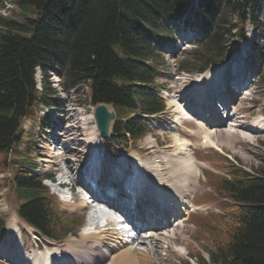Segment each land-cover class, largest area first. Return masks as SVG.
Returning <instances> with one entry per match:
<instances>
[{
  "label": "trees",
  "instance_id": "16d2710c",
  "mask_svg": "<svg viewBox=\"0 0 264 264\" xmlns=\"http://www.w3.org/2000/svg\"><path fill=\"white\" fill-rule=\"evenodd\" d=\"M9 1L24 18L0 15V164L11 171L3 180L10 188L7 197L17 201L20 217L56 240L72 232V221L33 170L35 162L23 152L24 122L35 120L42 105H53L54 94L47 89L49 69L56 67L65 87H88L94 104L115 106L117 147L127 145L128 137L138 145L148 131L141 115L167 112L156 90L158 51L161 39L171 36L169 28L176 19L187 12L200 18L202 39L181 63L189 71L227 60L232 54L230 40L246 39L243 25L264 24L260 18L264 0ZM255 59L264 84V48H256ZM37 68L43 73L41 90L35 79ZM216 161L222 163L218 168L223 174H214L210 186L218 211L195 219L200 231L213 237L212 246L207 248L208 257L200 253L196 260L264 264V169L250 173L222 155Z\"/></svg>",
  "mask_w": 264,
  "mask_h": 264
},
{
  "label": "rangeland",
  "instance_id": "374dc122",
  "mask_svg": "<svg viewBox=\"0 0 264 264\" xmlns=\"http://www.w3.org/2000/svg\"><path fill=\"white\" fill-rule=\"evenodd\" d=\"M0 15L6 18L14 17L22 20L24 18L21 9L9 0H0ZM188 15H185L184 19H182L181 21H176L170 25L169 32L172 37L170 35L163 37L161 39V44L159 45L158 51L160 54V64L156 89L161 92V94L167 101L170 111V116L168 118L169 120H172L171 123L174 125L176 130H171L170 127L168 128L165 126L167 121H169L167 120V118L165 119L162 117H147L146 121L152 128V133L146 135L144 140L140 143L139 148L128 145V147L126 146L127 150L120 149V156L118 158L124 159V153H127V156H129L130 158L141 156L140 158H142L143 162L146 163L161 159V156H163L164 154H169L172 158L174 157V159H177V157L184 156L180 155L178 152H175V150H178V148L180 147L178 143H181L182 140L186 142V144L188 143V150L190 152L189 155L191 154L190 157L192 159V162L194 161V164L199 166L201 169V172L198 175V177H200L198 185L196 184L197 178L194 179L193 183L191 177V182L194 185L199 186V189L197 193L194 194V197L191 196V198H189V201L193 203L194 198L192 210L194 209L198 213L206 214L207 216H209L208 213L210 211L216 210L215 207L217 206V200L215 198L212 199L213 190L209 187L210 179L214 175V173L212 172L215 171V164L222 165L221 163H217V161L215 160L217 156L223 155L225 157H228L236 165H239L251 172H256L260 169H264V84H261L257 80L256 69L258 66L254 58L256 47L264 48V24L254 26L250 22H247L245 25H243L242 30L244 29L243 31L245 32L247 39L239 46H237V55L235 53L232 56V58L235 59L234 61L244 56V58L242 57L240 61V72L243 75V73H245V70L248 69V71L252 73L253 80L250 87L243 94H239L237 98L235 97V95L237 94L233 93V98H231L233 100H229V98L231 97L230 93L227 95V97L224 96V101L223 99H217L214 102L221 109V111H218L215 108V110L220 112V117H225L228 114L227 112L230 111L228 115H234L240 120H244L246 122V125L248 126V129L243 128L240 125L239 127H237V123H235L233 120H228L221 125L215 124L214 126H211L212 124H208L210 128H212L213 142L209 144L207 143L206 146V144H204L201 140L202 133L206 134L204 132L208 130V128H206L207 124H203V118L197 119V116L194 115L190 121H185L184 119L179 117L180 115L178 113L183 110V113L185 112V115L189 117L188 113L191 109H187L188 105L190 104V99L186 103L185 97L180 99V94H184L185 92L190 94L196 88V92L202 94L200 95V97L202 96L206 100L207 98L211 99L209 98L211 92V90L209 89L210 87L208 86V83L204 84L207 78L203 82L199 83L200 73L193 70L189 71L183 69L181 66V63L188 58V55L186 54L184 49L195 47L197 38L199 37V35L201 36V33H199L197 28L195 27L196 20H198V18L195 17V15ZM260 18L264 19V15L260 16ZM184 28H191L192 31L185 30L186 32H184ZM184 33L187 35L185 40L183 39ZM236 40L237 39L230 40L231 48L236 43ZM230 66L225 67L223 66V64H220V68H216L218 69L216 70L217 72L215 71V82L217 87L220 86L222 80H225L223 76L224 74L228 73L227 71L229 69H231ZM213 75L214 73L211 74L210 77L212 78ZM42 77L43 75L40 72V69L37 70L36 82L37 86L40 89L44 85V81H41ZM47 89L49 92L55 93V95L51 97L55 106L52 108H46L42 112H40V117L37 120V123L34 124L35 126L27 122L25 128L30 134L33 132L34 137L32 141H29L32 142V148H28L27 143L26 145H23V152L29 154L30 159L35 162L34 166L32 167L33 170L38 173L50 172L53 173L56 177V170L60 175L62 173L60 168L63 167V160L60 163L54 165V167H52L54 169H52L48 168V166L46 165L47 162H43L42 158H46L45 155H43V153L47 152L46 147L51 145L50 142L52 143L53 139L57 137L56 135H59L58 133H60L61 129L60 127L59 130H52L47 128L52 126V128H56L57 124L64 125L63 120L60 119V111L69 109L72 114L78 115L79 120H83L82 123L78 125L77 130V132L84 137V140L81 141V144L83 145L85 139H89L84 135L93 131L94 126H96L94 123L95 119L93 117L95 105L89 95L83 93L84 91H78V93L65 92V90H63V88L61 87L60 77L54 71V69H51L49 73ZM217 89L218 88H216V91ZM216 95L221 97V92L217 93ZM57 109L59 110L57 111ZM193 114L195 113L193 112ZM210 114L212 113L209 112L208 117L210 116ZM56 116L57 121L53 123V120L56 118ZM203 117L204 119H206L205 116ZM164 120L167 121L163 122ZM81 125L82 128H80ZM83 129L85 130V132H83ZM181 129H183L186 134L180 131ZM189 132H192L194 135L189 136L187 134ZM95 141L96 140H94V142ZM25 142L27 141L24 140V143ZM153 144H155L156 146L153 148L150 147V145ZM58 145L59 144H56V146ZM86 149L87 148H83V153ZM123 150H125L126 152H123ZM105 157L107 158L106 164L108 165L111 160L110 158H108L109 155H106ZM9 160L13 161L14 155L10 156ZM13 168H16V166H14ZM76 172L77 171L75 170L72 176H76ZM157 172H155L154 174H156ZM9 174V172L1 168L0 164V222L2 219H6V230L2 239H0V249H16L21 253L22 238L25 248L27 249V251L23 254L27 257L29 256L28 258L30 259H34V257L37 255L35 243L39 244L42 241H47L44 238H39V240L36 239L33 229L29 228L28 225L19 217L17 202L7 197L9 193V187L3 180V178H5V176H9ZM45 184L52 192L55 191V189L49 186L47 182H45ZM76 189H78V186H76ZM77 197L79 198L80 196L77 195ZM60 202L63 211L69 214L68 216H70L72 220V228L74 229V234L68 236V238L64 242L59 243L60 245L55 244L53 247L60 246L62 248H68L69 240L76 241L77 238H83L81 237L82 232L80 230V227L87 221V208H85V204L83 205L84 202L81 201L67 202V204L78 205L79 208L77 207V205H75V210L74 212H72L73 210H66V205L61 200V198ZM77 208L78 211H76ZM196 216L198 215L190 214L188 216L187 222H185V220L183 219V217L185 216L179 219L178 222L181 223L180 227L177 226L176 228L173 227L172 229V231L179 230L180 234L177 235V239H174L175 235H173L174 233H171L172 236L170 234L169 237L170 242L162 244L159 247L158 253L150 243L154 240H147L146 245L143 243L142 245L137 246H139L140 248L144 247L143 249H146L147 246L151 245L150 248H147V251L148 255L154 260V264H186L188 260L190 261V264H197L195 257L199 255L200 252H202L204 255H207L206 251L207 248L212 246L213 237L207 232L200 231L198 226L192 223ZM183 220L185 223L183 222ZM27 231H29V234H27L28 237L26 236V234L23 236V232ZM164 233H167L168 235L170 231L166 230L159 233L158 235H164ZM31 240H33V242H31ZM0 262L2 264H11L10 262L3 261V259L1 258ZM208 264L213 263L209 261Z\"/></svg>",
  "mask_w": 264,
  "mask_h": 264
},
{
  "label": "bare ground",
  "instance_id": "6f19581e",
  "mask_svg": "<svg viewBox=\"0 0 264 264\" xmlns=\"http://www.w3.org/2000/svg\"><path fill=\"white\" fill-rule=\"evenodd\" d=\"M242 57L244 58V56H242ZM242 57H240L238 59V62H240ZM232 63L233 62H230L231 66H232ZM220 67H219V65L215 66V68L213 67L214 69L212 68L208 72V74L206 75L207 79L204 82V84L208 83V86L210 87L209 89L211 90V92H210L209 98H211V99L207 98V100H206L202 96H201L202 97L201 98L200 95H202V94L196 92L200 98V99H198V101L201 102V105L204 108L207 105V110H209V112L212 113V114H210V116L205 121H203V124L204 123L207 124L206 128H208V130L206 132H204L206 134L202 133L203 136L201 137V140L205 137L208 138V144L213 142L212 141V128H210V126L208 124H212L211 126H214L215 124L221 125L222 123H224L228 120L229 121L233 120L235 123H237V127H239V125H240L241 127L248 129V126L246 125V122L244 120H240L239 118H237L234 115H228L230 111L227 112L228 114L225 117H222V116L220 117L219 112L217 110H215L216 106H218V105H216V103H214L215 100L224 98L223 95H221V97L218 98L216 94L218 92H220V90H222L221 85L225 86V83H226V80H222L220 83V86L219 87L216 86V82H215V80H216L215 75L217 72L216 70H218ZM216 68H218V69H216ZM213 73H214V75L211 78L210 75ZM252 77H253V75H252ZM216 88H218L217 91H216ZM225 88L230 89L231 87L225 86ZM226 93H228V92H223V94H226ZM179 97H180V99L185 97V102H187L191 96H189V94L187 92H185L184 94H180ZM235 97L237 98L238 95H235ZM231 100H233V99H231ZM234 105H236V104H234ZM195 107H197V106H195ZM58 110L59 109H57V111ZM191 111H192V108L189 110V113ZM60 112H61L60 119L63 120L64 125L57 124L58 123L57 122L56 128H52L53 126L49 128L52 130L53 129L59 130V127H60L61 130H60V133H58L59 135H56L57 137H55L53 139L52 143L49 141L51 145L47 146L46 147L47 152L43 153V155H45L46 158H42L43 162L48 163V164L46 163L48 168L54 167V165L60 163L63 160V163H64L63 167L60 168V170L62 172L61 175L56 170L57 173L59 174V177H57L58 179L62 178L63 176L67 177V178L72 177L73 172L76 170V168L79 167L78 164L82 163L81 162L82 160L80 161V159H81L80 155L81 156L83 155L82 154L83 148L85 149V148H88L89 146L92 147L93 144L99 145L100 143H104V138H102L99 135L100 133H98L99 131H98L97 127L94 126L93 131L84 135L85 137L89 138L90 140L85 139V142H83V145H82L81 141L84 140V137L81 136L77 132L78 125L80 123H82L78 119V115L72 114L69 111V109H64V110H61ZM193 112L195 113V110ZM193 112H191V113H193ZM178 113L180 115L179 116L180 118L184 119L185 121H190V115H189V117H187L185 115V112L183 113V110L178 112ZM56 118H57V116H56ZM167 120H169V119H167ZM167 120H165V121H167ZM171 122H172V120L167 121L165 126L168 128L170 127L171 130L172 129L176 130V128L174 127V125ZM235 126H236V124H235ZM80 128H82V125L80 126ZM180 131H182L183 133L186 134V132L183 131V129H181ZM83 132H85L84 129H83ZM180 134H182V133H180ZM187 134L189 136L194 135L192 132H189ZM92 139H94L96 141L94 142V140H92ZM176 140H177V137H176ZM56 144H59L61 146V150H59L58 153L56 152L58 150ZM187 144L183 140L181 143H178V145L180 147L178 148V150H175V152H178L180 155H184V156L177 157V159H174V157L172 158L169 154H167V155L164 154L163 156H161V159L155 160V161L150 162V163L143 162L142 158H140L141 156H139V157L135 156L133 158L134 160L140 162L141 170L145 172L146 176L149 179L154 180L156 185L162 191H164V193L167 196H169V197L173 196V198L176 200V202L179 205L178 206L179 211H184V209L186 208V205L194 203V198H193V203L191 201H189V198H191V196L194 197L195 196L194 194L197 193V191L199 189V186H196L193 183H194V179L197 178L196 184L198 185V182H199L198 175L201 172V169L199 166L194 164L195 163L194 161L192 162V159L190 157L191 154L189 155L190 152L188 150ZM155 146H156L155 144L150 145V147H152V148ZM170 157H171V159H170ZM77 165H78V167H77ZM106 168L108 170L110 169V167H106ZM52 169H54V168H52ZM126 169L127 168H125V170ZM155 172H157L156 173L157 175L154 174ZM191 177H192L193 183L191 182ZM114 182H116L118 185H120V180L117 181V179H112L111 183H114ZM176 196H178V198H176ZM79 200L80 199H78L76 197L75 201H79ZM111 201L114 203L113 199ZM82 202H84L83 205L85 204L84 205L85 208H87V210H89L91 207L90 206L91 204H89L86 201H82ZM94 202L97 205H105V203L103 204V202H101V200H99V198H95ZM180 202H182V203H180ZM64 203L66 205V207H65L66 210H73L72 212H74L75 205H77V204H67V202H64ZM163 203H164V201H163ZM115 205L117 207H119L120 203L115 202ZM77 207H78V205H77ZM113 207L111 205L107 206V208H109V209H112ZM189 207H192V206H189ZM78 208L76 209V211H78ZM116 209H118V208H116ZM118 210L120 211V209H118ZM185 214H186V212H185ZM187 214L189 215L188 210H187ZM187 214L184 215L185 217H183L185 222L188 221V215ZM143 216H145V215H143ZM140 218H142V217L140 216ZM184 220H183V222H184ZM170 222H171V220L169 222H167L166 224L165 223L162 224L156 230L150 231V235L147 238H144L141 241L137 242L136 240H138L141 237L139 235V237H137L134 240V242L136 241L139 245H140V242L142 244L144 243L146 245L147 240H149V241L154 240V241H151L150 243H151V245H153L152 247L155 248V250H157V253H158L159 247L162 244H166V243L170 242L169 237H170L171 233L172 234L174 233L173 234V235H175L174 239H177V237H178L177 235L180 234L179 230H175V231L173 230L172 231V229H173V227L174 228H176L177 226L180 227L181 223L178 222V223H175V225H172V224H170ZM166 230L170 231V233H168V235H167V233H164L165 236L164 235H158L159 233L166 231ZM172 234H171V236H172ZM81 237H83V238H77L76 241L68 239L69 240V242H68L69 247L68 248L67 247L62 248L60 246L53 247L55 245L54 243L45 244L44 245L45 249H52V251L56 254L55 258L48 263L38 261V259L36 257L34 259H30V258H28L29 256L28 257L22 256L21 262L23 264H154V260L148 255V251H147V248L148 247L150 248L151 245L147 246L146 249H143L144 247L140 248L139 246H135V247H132V245L128 246V244H126V242H125L126 240L124 241V236L122 234L116 232L113 229L112 224H111V227L108 229L100 230L98 232H87L85 234H82ZM3 255L4 256L8 255V253H3ZM64 259H65V261H64Z\"/></svg>",
  "mask_w": 264,
  "mask_h": 264
},
{
  "label": "water",
  "instance_id": "95a60500",
  "mask_svg": "<svg viewBox=\"0 0 264 264\" xmlns=\"http://www.w3.org/2000/svg\"><path fill=\"white\" fill-rule=\"evenodd\" d=\"M116 111L112 104L106 102L97 103L94 110V117L100 133L104 137L112 135L116 123Z\"/></svg>",
  "mask_w": 264,
  "mask_h": 264
}]
</instances>
